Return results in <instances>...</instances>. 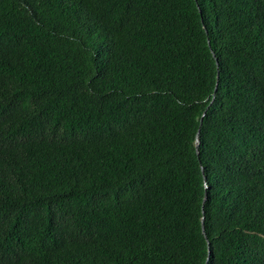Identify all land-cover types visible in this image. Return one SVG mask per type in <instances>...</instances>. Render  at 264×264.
<instances>
[{"label": "trees", "instance_id": "trees-1", "mask_svg": "<svg viewBox=\"0 0 264 264\" xmlns=\"http://www.w3.org/2000/svg\"><path fill=\"white\" fill-rule=\"evenodd\" d=\"M206 260L264 264V0H0V264Z\"/></svg>", "mask_w": 264, "mask_h": 264}, {"label": "water", "instance_id": "water-1", "mask_svg": "<svg viewBox=\"0 0 264 264\" xmlns=\"http://www.w3.org/2000/svg\"><path fill=\"white\" fill-rule=\"evenodd\" d=\"M213 56H214V53H213ZM216 64H217V61H216ZM217 77V76H216ZM215 89H216V87H214V89H213V92H212V98H211V100L210 101H212V99H213V97H214V92H215ZM203 114H204V112H203ZM203 114L201 115V117H200V120H199V125L201 124V120H202V116H203ZM198 146H199V127H198V129H197V131H196V134H195V138H194V147H195V152L198 154V152H199V150H198ZM201 171H203V168L201 167ZM203 181H204V186L206 187V183H205V176L203 175ZM204 201H205V195H204V197H203V199H202V206H201V218H200V221H201V232H202V234L204 235V237H205V239H206V241H207V251H208V253H209V244H208V240H207V238H206V236H205V233H204V224H203V218H204V216H203V203H204ZM204 264H207V260L205 261V263Z\"/></svg>", "mask_w": 264, "mask_h": 264}]
</instances>
